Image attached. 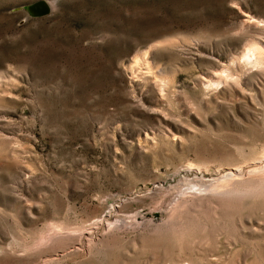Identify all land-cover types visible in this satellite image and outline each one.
Here are the masks:
<instances>
[{"label": "rangeland", "instance_id": "1", "mask_svg": "<svg viewBox=\"0 0 264 264\" xmlns=\"http://www.w3.org/2000/svg\"><path fill=\"white\" fill-rule=\"evenodd\" d=\"M256 44L264 0H0V264H264Z\"/></svg>", "mask_w": 264, "mask_h": 264}, {"label": "bare ground", "instance_id": "2", "mask_svg": "<svg viewBox=\"0 0 264 264\" xmlns=\"http://www.w3.org/2000/svg\"><path fill=\"white\" fill-rule=\"evenodd\" d=\"M241 59L246 65H254L257 68L263 66L264 65V47L258 44L249 47L244 52ZM222 79H225L224 81H226V79L227 80L231 79V76L225 73V77Z\"/></svg>", "mask_w": 264, "mask_h": 264}, {"label": "water", "instance_id": "3", "mask_svg": "<svg viewBox=\"0 0 264 264\" xmlns=\"http://www.w3.org/2000/svg\"><path fill=\"white\" fill-rule=\"evenodd\" d=\"M28 14L33 18H41L48 16L52 11V7L46 1H37L25 7Z\"/></svg>", "mask_w": 264, "mask_h": 264}]
</instances>
